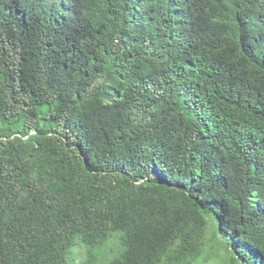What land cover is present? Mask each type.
<instances>
[{"label":"trees","instance_id":"16d2710c","mask_svg":"<svg viewBox=\"0 0 264 264\" xmlns=\"http://www.w3.org/2000/svg\"><path fill=\"white\" fill-rule=\"evenodd\" d=\"M209 258L264 264V0H0V264Z\"/></svg>","mask_w":264,"mask_h":264},{"label":"rangeland","instance_id":"374dc122","mask_svg":"<svg viewBox=\"0 0 264 264\" xmlns=\"http://www.w3.org/2000/svg\"><path fill=\"white\" fill-rule=\"evenodd\" d=\"M224 243H225V240H224L223 236L217 235L214 238V246H215V250L219 253L218 254V259L219 260H221V257H224L225 259L228 258L226 256L227 252H226V247H225ZM204 264H217V262H215V259L209 258Z\"/></svg>","mask_w":264,"mask_h":264}]
</instances>
